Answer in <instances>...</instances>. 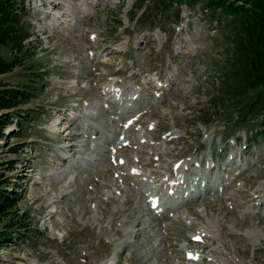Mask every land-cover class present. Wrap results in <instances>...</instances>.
Here are the masks:
<instances>
[{"label": "rangeland", "instance_id": "obj_1", "mask_svg": "<svg viewBox=\"0 0 264 264\" xmlns=\"http://www.w3.org/2000/svg\"><path fill=\"white\" fill-rule=\"evenodd\" d=\"M141 2L27 0L24 47L0 46L22 101L0 108V230L22 236L0 264H264L261 114L216 106L238 26Z\"/></svg>", "mask_w": 264, "mask_h": 264}, {"label": "trees", "instance_id": "obj_2", "mask_svg": "<svg viewBox=\"0 0 264 264\" xmlns=\"http://www.w3.org/2000/svg\"><path fill=\"white\" fill-rule=\"evenodd\" d=\"M155 5L157 10L165 4L177 1L190 2L196 5L199 1H205L206 7L220 10L226 21L234 22L238 26V42L235 49L238 65L244 75L243 79L231 83L222 91V100L216 105L224 109L229 103L230 107L238 108L242 114L249 117H258L260 114L262 126L264 125V0H142L139 9L145 8L139 20L145 13L152 10L148 2ZM27 0H0V46L10 45L18 50L24 47L27 37L25 23L21 19L26 12ZM233 46L234 42L231 43ZM11 63L0 57V73L8 71ZM226 88V86H224ZM21 92L17 90L0 91V108H15L20 104ZM247 116H239L247 120ZM240 119V120H241ZM11 118L0 119V135L2 129ZM24 120V119H23ZM243 120V121H244ZM24 124L21 122L20 126ZM263 130V129H262ZM0 175V210L13 203L9 192L3 191L4 181ZM7 229L0 230V243L11 242V239L21 238Z\"/></svg>", "mask_w": 264, "mask_h": 264}, {"label": "snow or ice", "instance_id": "obj_3", "mask_svg": "<svg viewBox=\"0 0 264 264\" xmlns=\"http://www.w3.org/2000/svg\"><path fill=\"white\" fill-rule=\"evenodd\" d=\"M196 239H199V237H196Z\"/></svg>", "mask_w": 264, "mask_h": 264}]
</instances>
